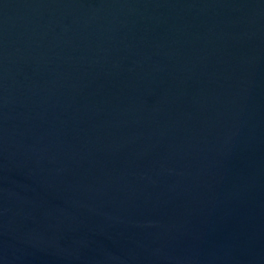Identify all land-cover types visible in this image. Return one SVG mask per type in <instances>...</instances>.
Listing matches in <instances>:
<instances>
[{"label": "water", "instance_id": "obj_1", "mask_svg": "<svg viewBox=\"0 0 264 264\" xmlns=\"http://www.w3.org/2000/svg\"><path fill=\"white\" fill-rule=\"evenodd\" d=\"M0 264H264V0H0Z\"/></svg>", "mask_w": 264, "mask_h": 264}]
</instances>
